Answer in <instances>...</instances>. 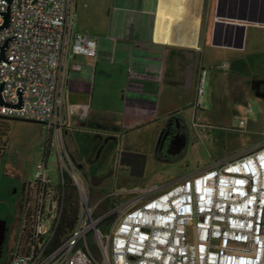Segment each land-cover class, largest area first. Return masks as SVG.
I'll return each mask as SVG.
<instances>
[{"label": "built area", "instance_id": "built-area-1", "mask_svg": "<svg viewBox=\"0 0 264 264\" xmlns=\"http://www.w3.org/2000/svg\"><path fill=\"white\" fill-rule=\"evenodd\" d=\"M74 18L75 0H0V117L43 123L59 157L57 174L42 161L21 193L18 238L26 225L29 233L24 243L17 238L23 251L8 264H264V142L166 187L114 191L93 202L64 140L68 61L98 58V38L76 33ZM206 76L202 70L198 101ZM67 179L80 195L78 220L54 245Z\"/></svg>", "mask_w": 264, "mask_h": 264}, {"label": "crops", "instance_id": "crops-1", "mask_svg": "<svg viewBox=\"0 0 264 264\" xmlns=\"http://www.w3.org/2000/svg\"><path fill=\"white\" fill-rule=\"evenodd\" d=\"M73 29L98 38L96 61L70 57L64 90V140L85 175L118 164L97 158L102 137L120 140L123 163L152 142L157 151L168 122L184 120L176 103L198 96L202 70L204 95L229 85L264 98V0H75Z\"/></svg>", "mask_w": 264, "mask_h": 264}, {"label": "rangeland", "instance_id": "rangeland-1", "mask_svg": "<svg viewBox=\"0 0 264 264\" xmlns=\"http://www.w3.org/2000/svg\"><path fill=\"white\" fill-rule=\"evenodd\" d=\"M223 90L219 89L212 97L205 93L202 99L199 98L201 102L198 101V97L189 100L186 97L181 103H176L180 104L177 105L179 108L177 114L188 126L186 148L180 155L174 156L172 153L169 155L175 159L165 160L157 154V143L152 142L144 150V156L148 158L144 174L130 177L123 173L125 174L123 180L116 174L109 177L100 187L91 186L90 182L93 202H98L114 191L166 187L192 177L217 163L232 160L264 142V98H256L250 93L243 95L237 90H235L237 94H234L229 85ZM4 124L7 150L0 161V183L7 184L8 191L4 190V194L1 193L3 195L0 197V200L2 199L0 216L7 218L10 216L11 242L15 249L20 233L19 209L16 203L20 201L24 183L32 182L39 166L42 165L47 135L42 124L15 119H5ZM77 160L81 162L79 158ZM48 163L52 168V175L57 174L59 157L55 144L52 146ZM101 166L102 164L99 167ZM105 169L106 172L111 169L110 164L107 163ZM94 172L87 171L86 177L90 178ZM14 190H18L16 194ZM122 198H112V202ZM107 210V205L101 206L99 215ZM189 232L192 234L191 239L194 240V226L189 228Z\"/></svg>", "mask_w": 264, "mask_h": 264}, {"label": "flooded vegetation", "instance_id": "flooded-vegetation-1", "mask_svg": "<svg viewBox=\"0 0 264 264\" xmlns=\"http://www.w3.org/2000/svg\"><path fill=\"white\" fill-rule=\"evenodd\" d=\"M187 137L188 126L185 120H182L180 118H174L173 120L169 121L164 131L160 135L157 149V153L159 154L158 156L162 157L165 160L175 159L169 154L173 152L176 153L177 147L179 148L180 146H182L183 142L187 140ZM119 146L120 140L113 135L102 137L100 140V145L98 147H94L91 142L87 144V150L93 149L94 147V150H96L98 154L97 158L101 157L102 163L104 164L109 162V159L112 160L114 156L117 157L119 152V161L114 169H109L106 173H100L95 170V172L90 176V178H87V180H89V183H92V185L90 184L91 186H94L93 182H97L98 186L94 187H100L109 179V177L111 178L116 174L120 176V180L124 179L123 176L125 174L123 173H127L130 177H139L144 174L146 169V157L142 156L137 158L135 163L131 162L132 159L126 163H123L124 155L127 152H124L122 149L118 150ZM6 186L7 184L3 185L0 183V197L4 194V190L8 191ZM17 191L18 190H14V193L16 194ZM2 192L3 194H1ZM0 201H2V199ZM20 203L21 198L20 201L16 203L18 209ZM9 217L10 216H8V218L0 216V264H8L11 257L14 255L12 247L13 243L11 242V232L9 228Z\"/></svg>", "mask_w": 264, "mask_h": 264}, {"label": "trees", "instance_id": "trees-1", "mask_svg": "<svg viewBox=\"0 0 264 264\" xmlns=\"http://www.w3.org/2000/svg\"><path fill=\"white\" fill-rule=\"evenodd\" d=\"M3 118H0V161H2L3 156L6 153L7 150V141H6V128L4 124ZM52 141L50 138H46L45 142V151H44V159L43 162H48L51 149H52ZM26 183H24L22 187V191L24 190ZM22 193V192H21ZM79 207H80V195L77 191V189L72 185V182L67 179L66 183V189L64 192V207H63V214L61 218V224L58 229V233L56 236V245L61 239L67 237L76 227V223L78 220V214H79ZM22 204L19 205V222H21V211H22ZM26 228L22 229V233L20 237L18 238L20 243H24L27 235H28V225H26ZM100 229L102 231H108L109 230V221L105 222ZM14 254L18 252H22L23 249L16 244V248L13 249ZM12 258V257H11ZM11 260V259H10Z\"/></svg>", "mask_w": 264, "mask_h": 264}, {"label": "water", "instance_id": "water-1", "mask_svg": "<svg viewBox=\"0 0 264 264\" xmlns=\"http://www.w3.org/2000/svg\"><path fill=\"white\" fill-rule=\"evenodd\" d=\"M5 17H6V23H5V25H4V27L3 28H6V27H8V24H9V13H7V14H5ZM6 48H7V45H5L3 48H2V56H1V60H3L4 58H5V50H6ZM253 87L255 88V89H257V90H259V87H260V83L258 82V83H255L254 85H253ZM0 118H3V119H15V120H22V121H27V122H32V123H37V124H42L43 125V123H41V122H39V121H33V120H26V119H20V118H7V117H0ZM186 144H187V140H185L184 142H183V144H182V146H180L179 148L177 147V152L175 153V152H173V154H174V156H177V155H180L184 150H185V148H186ZM172 154V153H171ZM136 156H138V155H136ZM93 185L94 186H98V183L96 182H93Z\"/></svg>", "mask_w": 264, "mask_h": 264}]
</instances>
